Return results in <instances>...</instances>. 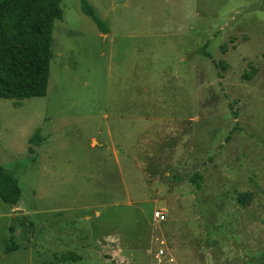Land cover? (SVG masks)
I'll use <instances>...</instances> for the list:
<instances>
[{"label":"rangeland","instance_id":"rangeland-1","mask_svg":"<svg viewBox=\"0 0 264 264\" xmlns=\"http://www.w3.org/2000/svg\"><path fill=\"white\" fill-rule=\"evenodd\" d=\"M88 2L0 98V264H264V0Z\"/></svg>","mask_w":264,"mask_h":264},{"label":"trees","instance_id":"trees-1","mask_svg":"<svg viewBox=\"0 0 264 264\" xmlns=\"http://www.w3.org/2000/svg\"><path fill=\"white\" fill-rule=\"evenodd\" d=\"M80 1L82 11L102 32L106 31L105 23L88 0ZM61 2L0 0V98L20 100L46 94L52 59L53 22L62 19ZM36 136L37 130L30 140ZM20 195L21 189L13 174L0 168V198L15 205ZM238 198L244 205L251 199V192H241ZM5 241V252L16 248L14 242Z\"/></svg>","mask_w":264,"mask_h":264},{"label":"built area","instance_id":"built-area-1","mask_svg":"<svg viewBox=\"0 0 264 264\" xmlns=\"http://www.w3.org/2000/svg\"><path fill=\"white\" fill-rule=\"evenodd\" d=\"M154 217L157 219L163 220V219H165V214L160 210H156L154 212Z\"/></svg>","mask_w":264,"mask_h":264},{"label":"crops","instance_id":"crops-1","mask_svg":"<svg viewBox=\"0 0 264 264\" xmlns=\"http://www.w3.org/2000/svg\"><path fill=\"white\" fill-rule=\"evenodd\" d=\"M16 249H18V246H16ZM16 249H14V250H16ZM10 252L11 251L5 252V247L0 248V255H2V256L6 255L7 253H10Z\"/></svg>","mask_w":264,"mask_h":264}]
</instances>
